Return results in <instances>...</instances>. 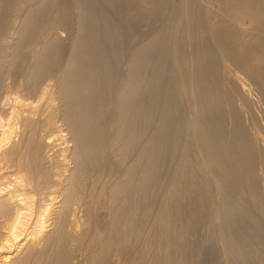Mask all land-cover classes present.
Instances as JSON below:
<instances>
[{"label":"bare ground","instance_id":"6f19581e","mask_svg":"<svg viewBox=\"0 0 264 264\" xmlns=\"http://www.w3.org/2000/svg\"><path fill=\"white\" fill-rule=\"evenodd\" d=\"M27 1L10 18L0 16V83L11 79L22 93L0 102V264H182L177 243L200 226L199 212H193L198 207L190 206L195 220L185 215L186 207L211 200L212 184L221 194L233 190L254 203L261 192L250 187L258 181L246 179L253 170L247 167L244 119L264 147V0H183V12L174 17L165 11L166 0H133L148 18L158 14L166 28L132 49L122 42L123 29L102 8L96 11L93 0L56 7L53 18L73 17L67 14L68 23L52 18L47 26L44 17L52 16L58 0ZM124 54L125 72L112 91ZM168 59L176 82L164 85ZM249 85L261 95L257 106ZM37 91L38 100L29 101ZM161 93L168 99L159 101ZM223 135L226 142L217 139ZM160 161L176 167L165 169L154 195ZM233 206L218 200L211 213L226 242V264L264 257L262 242L242 252L244 236L232 229L239 215L224 213ZM184 244L183 250L191 247Z\"/></svg>","mask_w":264,"mask_h":264},{"label":"rangeland","instance_id":"374dc122","mask_svg":"<svg viewBox=\"0 0 264 264\" xmlns=\"http://www.w3.org/2000/svg\"><path fill=\"white\" fill-rule=\"evenodd\" d=\"M4 1V2H3ZM22 0H0V16H1V18H6L7 16H8V14H9V18L11 17V15L12 14H14L15 13V11H16V9L18 8V6H20V4L22 3L21 2ZM29 1H31L32 2V4H34V3H36L37 1L36 0H34V1H36V2H34L33 0H29ZM29 1H27V2H29ZM92 1V0H91ZM107 3H106V2ZM110 1H112L111 3H110ZM104 0V2H103V0H93V3H94V6H96V11H101V8H102V11L101 12H104V13H107V14H109V17H111L115 22H117L118 24H119V26L123 29V35H122V42L124 43V45L126 46V47H128L129 49H132V48H135V47H137V46H139L140 45V43L142 44L143 42H145L146 40H147V38L148 37H150L153 33H154V31H156L155 29H159V27L160 26H166V25H162V19L160 18V16L158 15V14H155V15H152L151 17H149L148 18V16L147 15H145L146 13H144V10H143V8L141 7V6H139L138 8H137V6L138 5H134L135 3H134V1L133 0H130V4L126 1V0ZM124 1V2H123ZM132 1V2H131ZM184 1H187V0H184ZM183 0H166V2H164V4H166V5H164V6H166L165 8H166V10L165 11H169L170 10V12L169 13H171L172 14V16L171 17H174L175 16V14H177V13H181V11L183 12V5H185ZM34 2V3H33ZM119 2V3H118ZM183 2V3H182ZM201 2L203 3V4H210V0L209 1H207V0H201ZM30 3V2H29ZM67 3H71V0H58L56 3H54L53 5H52V7H54L53 8V13H52V16L51 17H48V19H50V20H48V19H46V16L44 17V20L46 21H44L45 23H44V26H47V24H49L50 22L49 21H51V20H57V17L59 16V18H66V16H67V14L69 15V13H67L65 16H63V17H60V15H58V16H56V19L55 18H53L54 17V15H55V9H57L56 7H60V8H62L64 5H66ZM17 4H18V6H17ZM96 4V5H95ZM60 5V6H59ZM123 7H122V6ZM130 5V6H129ZM132 5H134L135 6V8H136V12H135V9H132ZM16 6V7H15ZM133 6V7H134ZM100 7V8H99ZM12 8V9H11ZM126 8H128V9H126ZM141 8H142V10H141ZM128 10V11H127ZM133 10V11H132ZM139 10V11H138ZM131 11V12H130ZM173 11V12H172ZM128 12H130V13H128ZM135 12V13H134ZM140 12H142V13H140ZM127 13V14H126ZM140 13V14H139ZM124 14V15H123ZM125 14H126V16H125ZM130 14V15H129ZM136 14L138 15H140L142 18H139L140 16H138V18L139 19H141V21L140 20H138V18H136ZM6 15V16H5ZM119 15V16H118ZM123 15V16H122ZM145 16V21H143L144 20V17L143 16ZM4 16V17H3ZM132 16V17H131ZM147 16V17H146ZM72 17L73 16H71V15H69V16H67V18H69L70 20L72 19ZM53 18V19H52ZM59 18H58V20H59ZM65 19L64 20V22H69L70 20H68V19ZM123 18L126 20H123ZM131 19V20H130ZM136 19V20H135ZM173 19V18H172ZM172 19H170L169 20V24H171L173 21H172ZM61 21H63V20H61ZM129 21V22H128ZM131 22V23H130ZM134 22V23H133ZM145 22V23H144ZM171 22V23H170ZM206 23L207 22H205V25H206ZM63 25V24H62ZM61 25V26H62ZM63 26H65V25H63ZM62 26V27H63ZM70 26V25H69ZM102 26V25H101ZM66 29L68 30V24H66ZM166 28V27H165ZM62 30V31H61ZM128 30V31H127ZM129 30H130V32H129ZM70 31L72 32V33H74V29L72 28H70ZM60 32L62 33V34H64V35H66L67 36V34H69V33H67V31H64V28L63 29H60ZM39 33V35L41 36L42 34V32L40 33V32H38ZM71 34V33H70ZM38 35V34H37ZM36 35V39H40L41 37L40 36H37ZM185 35L186 36H188V34L187 33H185ZM40 37V38H39ZM136 38V39H135ZM69 38H67L66 39V43L64 42L62 45H61V47H62V53H66V50H67V47H68V43L70 42L69 40H68ZM133 39V40H132ZM131 41V42H130ZM130 43V44H129ZM132 43V44H131ZM133 44H137V45H133ZM132 45V46H131ZM26 48V47H25ZM25 48H23V51H22V53L24 54L25 52L24 51H26L27 53H25L26 55L28 54V51H29V49L27 48V50L25 49ZM25 49V50H24ZM129 49H128V51H129ZM63 57V56H62ZM127 54L125 55H123V56H121L120 58H119V60H118V66H117V75H118V78H117V80H116V83L113 85V90L112 91H114L116 88H117V86L119 85V79H120V76L125 72V67H124V63H125V61L124 60H127ZM123 61H122V60ZM170 60L171 59H168V62H167V65H166V69H165V76H164V82H163V84L165 85V83L166 82H168V81H171V80H175V82H176V79L174 78V77H172V71H171V73L169 74L168 72H169V70H171V69H173V62L171 61L170 62ZM243 61V60H242ZM123 62V63H122ZM122 65V66H121ZM23 68V66H20V68ZM120 67V68H119ZM54 70H56V68H54ZM20 71V70H19ZM18 71V72H19ZM153 71V70H152ZM152 71H150V73L149 74H153V72ZM168 71V72H167ZM167 72V73H166ZM155 73V72H154ZM250 73V72H249ZM122 77V76H121ZM170 77V78H169ZM172 78V79H171ZM258 81H259V79H257ZM9 83H8V82ZM4 82V83H3ZM3 82H1L0 83V88H2V89H0V94H1V96H0V102H1V104H3L4 102H2V101H11L12 102V98L14 97V95L16 94H18V93H21V92H19L18 91V89H16L15 88V86H14V84L12 83V81H11V79H7V80H4ZM2 83H3V85H2ZM5 83H6V86H5ZM7 84H9V85H7ZM177 83H175V88H177V85H176ZM10 85H12L11 87H10ZM1 86H3V87H1ZM8 86V87H7ZM5 87V88H4ZM160 87H162V85L160 86ZM252 87H253V89L254 90H252ZM7 88V89H6ZM156 88H157V86H156ZM248 88H249V95L251 94L252 96H254V105H256L257 106V104H258V102L257 101H259V102H261L262 101V99H259L258 100V98H260L261 97V95H259L260 93H256L255 91L257 90V88H255V86H251V85H249L248 86ZM9 89V90H8ZM17 91H16V90ZM161 89V88H160ZM12 90V91H11ZM155 91V90H154ZM158 91H159V89H158ZM251 91V92H250ZM254 91V92H253ZM162 92V91H161ZM258 92V91H257ZM156 93V95H154L155 97L157 96V94H158V92H157V90L153 93L152 92V94H155ZM254 93V94H253ZM4 94V95H3ZM35 94V95H34ZM36 94H37V96H36ZM162 94V96H160V98H159V101H164V100H166L165 98H167L168 99V96H166V94L165 93H161ZM160 94V95H161ZM13 95V96H12ZM21 95H22V93H21ZM264 95V94H263ZM9 97V99H8V97ZM34 98H33V97ZM32 96H30L29 98H30V100L29 101H34L35 102V100H38L37 99V97L39 98V94H38V91L37 92H34L33 94H32ZM255 96H256V98H255ZM257 96H258V98H257ZM260 96V97H259ZM6 97V98H5ZM31 97H32V100H31ZM36 97V98H35ZM151 97H153V95L151 96ZM151 97H150V99H151ZM5 98V99H4ZM161 99V100H160ZM162 99H164V100H162ZM182 99V101H184V99L183 98H181ZM180 99V100H181ZM261 100V101H260ZM42 101V100H41ZM182 101L180 102L181 104H182ZM255 101L257 102L256 104H255ZM10 102V103H11ZM262 103V102H261ZM183 107H184V105H186L184 102H183ZM264 104H262V106H263ZM264 107V106H263ZM184 108H186V107H184ZM238 108H239V106H238ZM258 108H259V106H258ZM160 110H161V105H159V107H157L156 109H154V111L151 113V120H153L152 118L154 117V115L155 116H158V114H159V112H160ZM258 110V109H257ZM182 111H183V109H182ZM235 111V113L236 114H238V112H236V110H234ZM257 112H259V111H257ZM154 114V115H153ZM209 114V113H208ZM207 114V115H208ZM254 114V113H253ZM153 115V116H152ZM187 116V113H186V110L184 111V115H183V118L184 119H188V117H186ZM257 116V115H256ZM157 117H154V119H156ZM244 121H245V123H244V125H245V127H246V131L248 132H246V135H245V138L248 140V142H249V144H247V147H246V149H248L249 150V153H250V156H249V153H248V156L251 158H248V160L250 159V162H248L249 164H247V167L249 166V170H248V172H250V170L252 171L253 170V173H252V175L249 173V175L247 176V178L246 179H248V177H250L247 181H248V183L251 185V184H253V182L255 181V182H261V183H263V187H262V184H260V182L258 183L257 182V184L256 183H254V184H256L257 186H259V187H261V189L259 188V187H257L256 185H254L255 187H257L256 189H255V187L253 186V185H249L250 187H251V189H253V190H257L256 192H257V194H259V192H260V190H261V192H260V196L258 195V198H256L255 200H257L258 201V203H257V201H255V203L254 202H252L250 199H249V197L246 195V196H243V195H237V194H235V192L233 193V190H231V192L229 191V192H226L225 191V193H222L221 194V192L219 193V192H217V190H215L216 189V185H214V184H212L213 185V187H211V192L210 193H212V190H213V193L212 194H209V195H211V197H212V195H213V197H212V199H211V197L210 196H208L211 200H209L208 198L207 199H205L206 201H207V203L210 205V204H212V205H210L209 206V208H210V210H209V208L208 207H206V206H208L207 205V203L206 202H203V203H205V205H202V202L200 201V202H196L197 203V205L195 204V202H193V204L192 205H189V207H186L187 209H184V211H186V213L189 215H187L184 211H182V212H184L185 213V215L187 216V217H192L193 219L194 218H196V216L195 215H193V213L190 215L189 213L190 212H192L194 209H195V207L197 208V210L195 209L193 212L194 213H198L199 212V214L197 215V217L200 215L201 216V214H202V217H204V219H203V221H202V217H200L199 216V218H196L197 219V221H195L197 224L195 225V226H197V225H199V223H200V226H197L198 228H200L199 230H198V228L197 227H194L193 228V231H196V228H197V233L196 232H194L193 234H196L195 236H196V238L193 236V234H192V236H189V234L188 233H190V232H188L187 234L186 233H184V234H186V236H184L183 235V237H187L186 238V241L185 242H183L182 241V238L180 239V241H182L183 243H188V244H190L191 245V247H194V248H191L189 245H188V247H185V248H188V249H186L185 250V248H184V246L186 245V244H184V246H183V248H184V250L182 249V246H179L180 244H183L182 242H178L177 243V248H176V251H175V253H179V255L180 256H182V260H183V263L182 264H199V263H201V264H226V261H225V252H226V242L224 241L223 242V239H221V232H219V231H217V230H220L221 231V228H219L220 226V224H218V225H215V224H213V226H212V221L211 220H213V208H214V206H215V203H217L218 202V200L220 201V200H223V201H225L226 202V207L227 206H233L232 204H230V202H232V203H235V204H238V207H237V205H236V207H237V209H236V207H235V205L233 206L234 208H229V209H225V212L224 213H226V212H229L230 211V213H232V214H234V213H237L239 216H238V218L239 219H237V225H235V224H233L232 225V229H236L237 231H235V233L236 232H238V233H241L242 232V234H243V236L245 237H242L241 236V238H243L244 240H245V242L247 243H243V249H242V252H245V253H249V252H251L252 251V249L254 248V246L255 245H257L258 243H260V242H262V244H264V220H263V218H262V214H261V212H260V209H258L259 208V205H260V208L261 207H263L264 206V147H263V145H261L257 140L258 139H255L254 140V134H253V129H252V126H251V123H250V121L248 122V119L245 117V119H244ZM262 122V121H261ZM264 123V122H263ZM250 129V130H249ZM252 129V130H251ZM263 131H264V124H263ZM250 133V134H249ZM248 135V136H247ZM224 137L222 138V136L220 137V138H218L217 137V139H220L219 141H221V139H222V141L224 140V138H225V140L223 141V142H226V140H227V137L225 136V135H223ZM185 138H187V140L189 141V142H191L190 141V139L188 138V137H185ZM183 139H184V136H183ZM216 139V141H218ZM251 143V144H250ZM254 143V144H253ZM252 145V146H251ZM256 146V147H255ZM250 148V149H249ZM178 149H179V147H178ZM192 150H194L193 148H192ZM254 150V151H253ZM259 150V151H258ZM162 151V150H161ZM161 151H159V154H161L162 152ZM164 151H166L165 152V155H167L170 151H171V153L173 154L174 152H173V150L172 149H165ZM163 151V152H164ZM251 151V152H250ZM161 152V153H160ZM253 152V153H252ZM259 152V153H258ZM167 153V154H166ZM252 153V154H251ZM171 154V155H172ZM254 154V155H253ZM162 155V154H161ZM169 155H170V153H169ZM168 155V156H169ZM170 155V156H171ZM251 156H253V157H251ZM256 164H255V163ZM259 162V163H258ZM163 164V161H160L159 162V164ZM166 163V162H165ZM163 164L164 166L162 167V169L160 170V171H157L158 173H157V175H155V174H153V178L155 177V179H156V181H157V185H155V186H157V187H152V192L154 193V195L156 194V193H158V191H159V189H158V185H160L161 183H159V181L160 182H162L161 180H163L164 179V176H165V173H166V171H167V169H168V166H171V167H173L172 165H174L175 163H173V162H170L172 165H170V163H169V161L166 163V164ZM252 164V165H251ZM258 165V166H257ZM167 166V167H166ZM174 167H176V166H174ZM173 167V168H174ZM251 167H252V169H251ZM255 167V168H254ZM257 168V169H256ZM165 169H166V171H165ZM260 171H259V170ZM256 171H257V173H256ZM160 172V173H159ZM255 173V174H254ZM156 176L158 177V178H156ZM252 176H255V177H252ZM256 176H257V178H256ZM259 177V178H258ZM243 178H245L244 177V175H243ZM253 178H255V179H253ZM154 179V180H155ZM252 180H254V181H252ZM252 182V183H251ZM261 186H260V185ZM248 186V187H249ZM249 187V188H250ZM154 188V189H153ZM158 190V191H157ZM219 193V194H218ZM217 194V195H216ZM231 194V196H229ZM235 194V195H234ZM226 195V196H225ZM262 195V196H261ZM219 196V197H218ZM224 196V197H223ZM231 199H230V198ZM235 197V198H234ZM240 197V198H239ZM248 197V198H247ZM263 197V198H262ZM155 198V197H154ZM216 199V200H215ZM218 199V200H217ZM261 201H260V200ZM204 200V201H205ZM214 200V201H213ZM230 200H232V201H230ZM242 200V201H241ZM153 201H155V200H153ZM211 201V202H214V203H209V202ZM216 201V202H215ZM234 201V202H233ZM260 201V202H259ZM228 202V203H227ZM192 203V202H191ZM198 203H201V205L199 204V206H198ZM257 204V205H256ZM195 205V206H194ZM193 208V206H194V209H192L191 207ZM202 206V208H200ZM258 206V207H257ZM203 207H206V209L208 210V212L207 211H205V210H203V212H201L202 210L201 209H203ZM257 207V208H256ZM190 208H191V211H190ZM264 208V207H263ZM205 209V208H204ZM232 209V210H231ZM187 210H189L188 212H187ZM264 210V209H263ZM198 211V212H197ZM211 211V212H210ZM259 211V212H258ZM201 212V213H200ZM209 213V214H208ZM212 213V214H211ZM206 216H205V215ZM228 214V213H227ZM180 215H182L183 217H185L186 218V216H184L182 213L181 214H178V217H180ZM181 216V217H182ZM181 217H180V219H181ZM223 218H224V216H223ZM223 218H221V221L223 220ZM184 219V218H183ZM189 218H187V219H185L186 221L188 220ZM201 219V222H198L199 220ZM195 220V219H194ZM205 220V221H204ZM209 220V221H208ZM186 221H184V223H183V225H185L186 224ZM182 222H183V220L181 219V224H182ZM206 224H205V223ZM209 223H211V226L212 227H209ZM221 223V222H220ZM202 224V225H201ZM203 224H204V226H203ZM207 225H208V227H209V229H211L212 231H210L209 229H205V228H208L207 227ZM182 226V225H181ZM180 226V227H181ZM201 226H203V227H201ZM185 227H186V225H185ZM184 226L183 227H181V229L182 230H184V228H185ZM188 227V226H187ZM236 227V228H235ZM244 227V228H243ZM204 228V230L202 231V229ZM195 229V230H194ZM252 229V230H251ZM254 229H255V231H254ZM201 230V231H200ZM206 231V232H205ZM208 231V232H207ZM203 234H202V233ZM220 233V234H218V233ZM255 232V234H253V233ZM192 233V232H191ZM199 233V234H198ZM206 233V234H205ZM207 233H208V235H207ZM238 233H237V235H238ZM218 234V235H217ZM203 235H206V238H205V236H203ZM199 236V237H198ZM219 236V237H218ZM191 237H192V240H191ZM196 239V240H194V238ZM220 238V239H219ZM184 239V238H183ZM188 239H190V240H188ZM201 239V240H200ZM255 239V240H254ZM187 240H188V242H187ZM194 240V241H193ZM220 240V241H219ZM222 240V241H221ZM261 240V241H260ZM189 241H191V243L189 242ZM197 241V242H196ZM199 241V242H198ZM194 242H196V245L194 246L193 244H195ZM204 242V244H202ZM180 243V244H179ZM193 243V244H192ZM249 243V244H248ZM251 243V244H250ZM254 243V244H253ZM154 244V243H153ZM198 244V245H197ZM200 244V245H199ZM223 245H224V247H223ZM197 246H199V247H197ZM204 246V247H203ZM179 247L181 248V250H179ZM253 247V248H252ZM154 245H152V248L150 249V251H154ZM199 248H201L199 251H197V249ZM222 248V249H221ZM190 249V250H189ZM225 251H224V250ZM157 250V249H156ZM155 250V252H152V254H150V256H154V258L157 256V257H159V254H160V252L157 250L156 251ZM178 250V251H177ZM196 250V251H195ZM244 250V251H243ZM182 251V252H181ZM184 251H186V252H184ZM224 251V252H223ZM181 252V253H180ZM187 253L188 252V254H187V256L185 257V255L186 254H184V253ZM156 253V254H155ZM196 254V255H199L198 256V260L195 258V257H197L196 255H194L193 256V254ZM184 256H183V255ZM192 254V256L190 257V255ZM178 255V254H177ZM176 255V256H177ZM177 256V257H180V256ZM263 255H264V249H263ZM262 255V256H263ZM190 258H189V257ZM261 256V257H262ZM186 258V259H185ZM191 260V263H190V260ZM264 257H262V258H260L259 257V259L257 258H255L252 262H248V261H245V262H247V263H245L244 261V264H251V263H253V264H260V261L263 259ZM188 262V263H186V261ZM193 259V260H192ZM196 260V261H195ZM244 260V259H243ZM260 260V261H259ZM143 261V260H142ZM241 262V261H240ZM143 263H144V261H143ZM261 263H262V261H261ZM240 264H243V263H240Z\"/></svg>","mask_w":264,"mask_h":264}]
</instances>
